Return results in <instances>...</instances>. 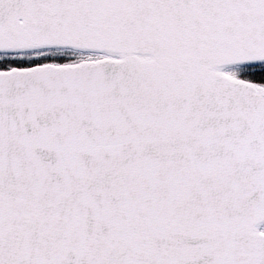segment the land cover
<instances>
[{"label": "snow or ice", "instance_id": "snow-or-ice-1", "mask_svg": "<svg viewBox=\"0 0 264 264\" xmlns=\"http://www.w3.org/2000/svg\"><path fill=\"white\" fill-rule=\"evenodd\" d=\"M0 264H264V0H0Z\"/></svg>", "mask_w": 264, "mask_h": 264}]
</instances>
